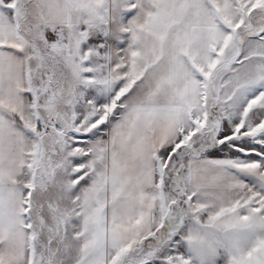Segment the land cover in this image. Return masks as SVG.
Segmentation results:
<instances>
[{
    "label": "snow or ice",
    "instance_id": "1",
    "mask_svg": "<svg viewBox=\"0 0 264 264\" xmlns=\"http://www.w3.org/2000/svg\"><path fill=\"white\" fill-rule=\"evenodd\" d=\"M0 264H264V0H0Z\"/></svg>",
    "mask_w": 264,
    "mask_h": 264
}]
</instances>
